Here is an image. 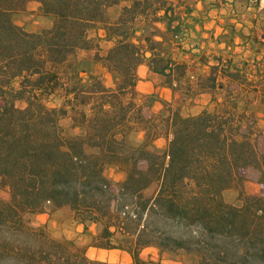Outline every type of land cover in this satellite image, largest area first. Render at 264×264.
<instances>
[{"label": "trees", "instance_id": "1", "mask_svg": "<svg viewBox=\"0 0 264 264\" xmlns=\"http://www.w3.org/2000/svg\"><path fill=\"white\" fill-rule=\"evenodd\" d=\"M30 1L52 19L37 33L12 20ZM118 4L110 20L108 9ZM190 11L184 0H0V183L9 192L0 198V264H119L50 238L30 219L46 205L70 207L84 230L99 225L90 247L124 251L132 264L146 263V247L192 264H264V128L247 111L250 97L264 105V74L249 76L247 62L218 54L212 63L203 59L207 72L193 80L188 63L151 35L135 39L140 19L181 34V14ZM96 26L112 41L102 61L120 75L113 86L92 73L84 80L67 64L76 50L96 45ZM254 40L264 45V27ZM140 64L173 92H210L211 106L187 115L170 106L152 112L136 99ZM51 95L58 106L48 105ZM66 118L84 133L69 135ZM137 130L145 142L130 145L126 137ZM158 137L166 139L163 152L147 148ZM106 166L123 179L112 182ZM246 177L260 193L240 191V204L226 202L224 191Z\"/></svg>", "mask_w": 264, "mask_h": 264}, {"label": "rangeland", "instance_id": "2", "mask_svg": "<svg viewBox=\"0 0 264 264\" xmlns=\"http://www.w3.org/2000/svg\"><path fill=\"white\" fill-rule=\"evenodd\" d=\"M189 1V0H185ZM256 0H248V5H253ZM190 2V1H189ZM264 3V2H263ZM122 4L114 5L108 9L107 17L110 20H115L121 11ZM260 22L264 24V8L259 11ZM12 20L14 23L21 26L24 30L28 32L37 33L45 27L51 25L52 19L48 16L42 14L40 5L36 1H30L25 5L24 10L16 12L12 15ZM137 32L135 34V39L143 40L145 36H152L157 31L154 22H146L142 19L136 22ZM263 26V25H262ZM102 30L97 28L91 29L90 36L94 37L93 48L89 49H78L75 51L74 55L69 59L68 63L73 64L77 70L80 72L81 77L87 80L90 73L99 76L101 81L106 86H113L116 82L120 80V75L111 71L104 66L102 58L107 54L108 49L112 45V41H107L103 37ZM156 41V40H155ZM158 42V41H156ZM162 44L163 48L170 49L173 53L177 50L175 46L168 42H159ZM176 57L177 53L174 55ZM243 58H247L246 55H242ZM100 58V59H99ZM241 63V62H238ZM66 67L61 66L58 71L61 73L66 72ZM264 63L259 62L256 66L250 60L247 62V70L249 76H260L264 74ZM163 80V79H162ZM137 84V83H136ZM137 90V87H136ZM138 96L136 97L139 103L144 102L150 105V110L152 112H157L161 114H166V110L170 107L179 108L182 115L196 114L205 107L211 106L210 95H200L199 93L191 94L190 96L181 94L180 92H175V97L170 101H165L160 98L159 89L150 94H141L137 90ZM61 99L58 96L51 95L47 99V103L50 106H58ZM247 111L252 114L256 119L257 126L260 129L264 128V105H262L258 100L250 97ZM162 104L159 110L154 109L151 105ZM16 105L23 107V102H16ZM70 119L66 118L62 120V125L66 129L69 135H79L83 134L84 130L82 128H71ZM127 142L130 145H141L145 142V134L142 130L132 131L127 135ZM147 148L155 152H163L166 148V139L164 137H158L149 141ZM104 174L112 182H117L123 179L124 173L114 166H106L104 168ZM155 185H152L149 189L145 191L146 195H150L154 192ZM260 185L253 179V177H246L241 183L240 187H232L224 191L223 197L226 202L233 204H240L239 193L242 191L246 195L259 194ZM0 198L7 200L9 198L8 188L0 183ZM32 223L36 226H41L45 229L47 235L56 240H68L71 241L77 248H85L86 256L90 259L99 260L98 251L94 250V247H90L92 237L99 231L100 226L92 223H88V229L84 230L83 225L75 219V215L72 209L68 206H63L60 208H54L46 205L42 212L34 213L30 215ZM32 246L37 244L36 241L30 242ZM122 254V253H121ZM171 254V253H170ZM177 255V254H172ZM104 254H101L103 257ZM181 256V255H178ZM186 260V264H192L186 256H183ZM101 261V260H100ZM118 261H122L120 258ZM124 262V260L122 261ZM1 264H15L14 262H8L5 260ZM125 264V263H123ZM130 264V263H128Z\"/></svg>", "mask_w": 264, "mask_h": 264}, {"label": "crops", "instance_id": "3", "mask_svg": "<svg viewBox=\"0 0 264 264\" xmlns=\"http://www.w3.org/2000/svg\"><path fill=\"white\" fill-rule=\"evenodd\" d=\"M189 1L185 2L190 6V13H182L179 20L181 34L172 36L163 21H155L157 31L153 38L161 43L167 40L173 45L179 44L185 50L176 53L188 63L189 69L193 71V80L207 72V65L203 61L205 57L209 63H212V57L218 54L232 58L235 62L250 60L256 66L259 62L264 63V45L254 40L255 35L259 38L264 27L259 16L260 9L264 8V0H256L253 5H248V0ZM246 54L249 59L243 58L242 55ZM136 73L138 76L136 87L141 94H150L159 89L160 98L165 101L175 97V92L162 85V77L150 71L145 64L138 65ZM199 94L210 95V92ZM151 106L159 110L162 104ZM93 249L98 251V259L101 261L132 264L131 257L124 251ZM101 254L104 256L101 257ZM140 255L146 261L145 264H186L183 256L159 251L155 247L144 248ZM120 258L124 262L118 261Z\"/></svg>", "mask_w": 264, "mask_h": 264}]
</instances>
